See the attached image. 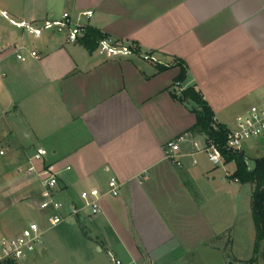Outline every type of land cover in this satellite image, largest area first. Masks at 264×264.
I'll list each match as a JSON object with an SVG mask.
<instances>
[{
	"label": "crops",
	"instance_id": "0c3cea01",
	"mask_svg": "<svg viewBox=\"0 0 264 264\" xmlns=\"http://www.w3.org/2000/svg\"><path fill=\"white\" fill-rule=\"evenodd\" d=\"M0 9L33 24L93 11L86 26L159 61L108 59L56 33L29 35L0 14V242L39 219L36 201L51 166L68 204L81 206V193L93 189L106 193L111 179L120 195L102 198L99 215L48 231L24 264H249L256 257L254 186L230 178L236 166L223 172L197 152L206 136L190 132L196 114L173 94L181 60L185 86L195 85L228 129L261 103L264 0H0ZM17 46L26 61L16 58ZM181 138L180 167L165 144ZM38 149L48 155L29 173ZM244 152L246 160L264 158V135ZM244 235L246 254L231 257L223 241L233 253Z\"/></svg>",
	"mask_w": 264,
	"mask_h": 264
},
{
	"label": "built area",
	"instance_id": "2783aa9c",
	"mask_svg": "<svg viewBox=\"0 0 264 264\" xmlns=\"http://www.w3.org/2000/svg\"><path fill=\"white\" fill-rule=\"evenodd\" d=\"M0 14L12 26L34 37H41L44 33L51 32L65 37L68 42L76 43L83 37L85 28L87 27L83 21L91 19L94 13L93 11H86L77 16H73L71 13H63L58 17L51 16L40 24L18 22L1 9ZM24 49L23 46H17L15 50L16 58L22 62L26 61V57L22 53ZM96 52L108 59L138 56L146 61L159 63L156 57L150 54H143L137 46L111 37H104L99 42ZM31 56L36 58L38 54L33 51ZM263 135L264 99L261 103L253 105L249 110L236 118L235 127L229 129L227 149L242 153L250 140L259 139ZM182 140L183 138L179 141H169L165 144L167 159L180 167L182 166V162L179 160L181 155L179 143ZM194 146L198 153L207 154L208 160L214 166L219 167L225 165L222 152L212 141L206 138L204 146H201L199 143H195ZM0 155H4V152L0 151ZM47 155L48 152L46 150L38 149L30 160L28 172H36L35 164L44 162ZM44 174L45 176L42 179L43 192L40 200V210L43 213V218L29 222L19 235L1 240L0 263L10 262L12 264H20L28 260L44 247L45 236L48 231L56 229L63 223L71 222L84 214L99 215L102 212L100 204L102 198L107 195L119 197L121 191L119 182L116 179H111L108 185L109 190L106 193L98 189H93L81 193V206L68 204L58 197L59 179L53 167L47 166ZM235 181L238 182L237 180ZM114 264L122 263L114 260Z\"/></svg>",
	"mask_w": 264,
	"mask_h": 264
},
{
	"label": "trees",
	"instance_id": "16d2710c",
	"mask_svg": "<svg viewBox=\"0 0 264 264\" xmlns=\"http://www.w3.org/2000/svg\"><path fill=\"white\" fill-rule=\"evenodd\" d=\"M108 37L100 31L89 26L85 28V33L78 42L89 52H96L99 42ZM174 67L180 69L178 77L174 80V86L179 87V92L173 94L174 98L180 103L191 106L196 114L197 122L190 130L193 134L205 135L222 152L224 164H235L236 171L231 175V179L237 180L242 184L254 186L252 195V216L256 228V257L249 261V264H256L262 255L264 262V158L255 162L254 169H250L244 152H234L227 149L228 127L219 124L215 119V113L211 106L204 99L202 93L195 85L188 86L183 91L182 85H186L188 80V66L185 62L177 60ZM169 67L159 66V70H167ZM262 249V250H260ZM0 264H12L4 262Z\"/></svg>",
	"mask_w": 264,
	"mask_h": 264
},
{
	"label": "rangeland",
	"instance_id": "374dc122",
	"mask_svg": "<svg viewBox=\"0 0 264 264\" xmlns=\"http://www.w3.org/2000/svg\"><path fill=\"white\" fill-rule=\"evenodd\" d=\"M188 87V86H187ZM185 85H182V87H181V90L183 91L184 89H186L187 88ZM257 140V139H256ZM256 140H250L248 143L249 144H252V143H254V141H256ZM247 143V144H248ZM201 146H202V144H201ZM244 152V151H243ZM245 153V152H244ZM250 157H251V159H248L247 161H248V165H250L252 168H254V166H255V158H256V154L255 155H249ZM202 157H206V159H207V162L211 165V166H214L209 160H208V155L207 154H203V156ZM215 167V166H214ZM219 169L221 170V171H229V172H231L232 170H234L235 169V165L234 164H229V165H221V166H219ZM40 200H41V196L40 197H38V199H37V201H36V204L38 203V206L40 207ZM88 216L90 217V216H94V215H89L88 214ZM87 216V217H88ZM43 218V213L41 212V214H40V216H39V219H37V220H40V219H42ZM35 219H33V220H31V221H27L26 223H25V225H28L29 224V222H32V221H34ZM83 230H85V228H83ZM82 230V228L81 227H79V232H82L83 231ZM88 232V231H87ZM86 232V233H87ZM75 233H77V231L75 232ZM52 234V233H51ZM66 234V233H65ZM9 236H5L4 235V238H8ZM238 239V238H237ZM249 237L247 236V235H244L243 237H240L238 240H237V245H236V248H235V250H233V253H231L232 252V247L228 244V242H227V240H225V241H223V247L227 250V252H228V254L231 256V257H233V255L234 254H239V253H244V254H246V252H247V249H248V246H249ZM260 250H262V249H260ZM253 259V258H252ZM259 260H261V256L259 257ZM257 261V264H263L264 262L261 260V261ZM26 261H28V260H26ZM26 261H24V262H21L20 264H24Z\"/></svg>",
	"mask_w": 264,
	"mask_h": 264
},
{
	"label": "water",
	"instance_id": "95a60500",
	"mask_svg": "<svg viewBox=\"0 0 264 264\" xmlns=\"http://www.w3.org/2000/svg\"><path fill=\"white\" fill-rule=\"evenodd\" d=\"M263 258V256L261 255V259ZM229 264H234L233 262H230Z\"/></svg>",
	"mask_w": 264,
	"mask_h": 264
}]
</instances>
